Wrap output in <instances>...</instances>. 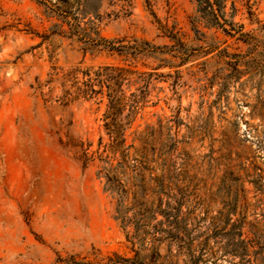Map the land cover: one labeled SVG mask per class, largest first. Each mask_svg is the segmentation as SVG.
I'll return each instance as SVG.
<instances>
[{"label": "rangeland", "instance_id": "obj_1", "mask_svg": "<svg viewBox=\"0 0 264 264\" xmlns=\"http://www.w3.org/2000/svg\"><path fill=\"white\" fill-rule=\"evenodd\" d=\"M231 3L229 36L190 0H0V264H264V0ZM106 66L110 108L79 93Z\"/></svg>", "mask_w": 264, "mask_h": 264}, {"label": "trees", "instance_id": "obj_2", "mask_svg": "<svg viewBox=\"0 0 264 264\" xmlns=\"http://www.w3.org/2000/svg\"><path fill=\"white\" fill-rule=\"evenodd\" d=\"M190 1L195 5L194 16L190 18V24L195 29V31H197L196 28L198 24H203L204 27L206 28L221 29L223 32H225L229 36H232L231 33L223 27L224 24H227L230 26V30L239 32L236 30L235 24L229 20L236 13L234 3H231L230 12L228 13L226 11V7H227L226 1L227 0H190ZM55 34H56V31H52V35H55ZM99 41L100 43L93 45L94 48H100V50H104L109 53L116 54L117 56L125 57V58L126 57L127 58L136 57L139 54L153 52L151 49L154 48L146 42L142 44L145 47H142V46H138L137 44H133V45H121L120 43L116 44V42L108 41L102 38H99ZM236 70L237 69H235V71ZM129 74L130 72L124 68L110 67V66L102 67L96 72L85 74V76H87L88 78L82 83V86L84 87V89H80L79 93L84 94V95L88 94V98L91 99L97 96L98 94H102V91H103L102 89L106 88L107 97H108L107 108H110L112 107L113 102L115 101L111 97V94L121 92V87L123 84H126V85L130 84L131 81L127 77ZM95 87H97V90L95 89ZM130 103L133 104L136 102L132 101ZM116 104L121 105L122 101L120 99H117ZM132 104H129V106H132ZM135 112L136 110L131 111L130 114H134ZM124 142L125 140L123 138L118 144L124 145ZM109 146L112 150V153L115 154V152L118 150V145L111 144ZM130 148H132V146H128L127 148H125V150H128ZM127 156H128L127 153L125 154L121 153L122 158L127 157ZM122 162L118 163L117 167L113 169L111 168L107 169L104 167L100 171V173H102L103 177L105 178L104 190L109 191L110 194L114 195L116 198V201H117L116 214L117 215L115 219L120 220V221H123V215L121 211V208H122L121 201H123L122 200L123 191L118 187L114 179L112 177H109V172L115 171L120 168L123 169L125 167L124 165L125 161L123 160ZM133 164H134L132 166L133 169L137 170L138 165H136L135 162ZM167 208L169 210L168 214H170L174 210V208L170 207L169 204L167 205ZM173 215H174L173 216L174 218H173V221L171 222V225H172V230L175 229L176 231L179 215L177 214H173ZM51 264H91V263L78 260L77 256L67 255L65 257L57 256L56 259ZM103 264H134V262H130L127 259H123L117 255H114L112 257H109L106 263H103ZM191 264H195V261H191Z\"/></svg>", "mask_w": 264, "mask_h": 264}]
</instances>
